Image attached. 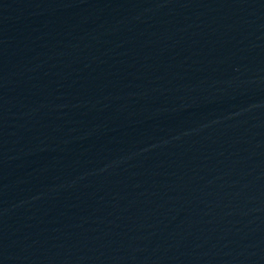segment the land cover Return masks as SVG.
Returning a JSON list of instances; mask_svg holds the SVG:
<instances>
[{"label":"water","instance_id":"obj_1","mask_svg":"<svg viewBox=\"0 0 264 264\" xmlns=\"http://www.w3.org/2000/svg\"><path fill=\"white\" fill-rule=\"evenodd\" d=\"M0 264H264V0H0Z\"/></svg>","mask_w":264,"mask_h":264}]
</instances>
